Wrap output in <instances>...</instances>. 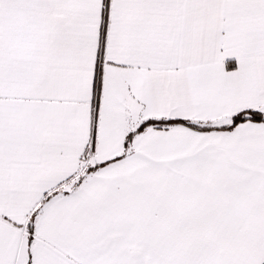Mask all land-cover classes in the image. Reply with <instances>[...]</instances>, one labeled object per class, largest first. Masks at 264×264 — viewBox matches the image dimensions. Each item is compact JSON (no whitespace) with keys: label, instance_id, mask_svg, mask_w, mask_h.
Segmentation results:
<instances>
[{"label":"snow or ice","instance_id":"snow-or-ice-1","mask_svg":"<svg viewBox=\"0 0 264 264\" xmlns=\"http://www.w3.org/2000/svg\"><path fill=\"white\" fill-rule=\"evenodd\" d=\"M0 264H264V0H0Z\"/></svg>","mask_w":264,"mask_h":264}]
</instances>
